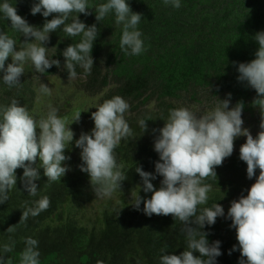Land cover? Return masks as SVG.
Listing matches in <instances>:
<instances>
[{"label":"clouds","instance_id":"1","mask_svg":"<svg viewBox=\"0 0 264 264\" xmlns=\"http://www.w3.org/2000/svg\"><path fill=\"white\" fill-rule=\"evenodd\" d=\"M163 3L176 9L181 7L180 0H163ZM90 10L92 8L88 0H38L33 4L31 14H41L45 18L40 28L30 26L7 0L0 4V13L10 21L12 29L24 37L20 50H17L15 41L7 34L0 33V71L4 72L3 82L9 88L20 85L25 61H30L35 71L41 74L54 65L60 68V61L50 59L47 56L49 49L44 45L50 42V34L61 27L68 37H82L79 43L71 44L62 53L65 58L63 69L68 73V80L76 78V66L82 68L85 75L90 74L94 64L91 54L99 30L95 24L88 26L79 18L80 14L91 15ZM94 11L99 23L109 13L115 14L116 25H122L120 48L126 55L135 56L146 51L141 39L142 33L138 30L142 15L133 12L127 0H107L96 6ZM50 16L54 18L48 20ZM70 19L71 22L67 23ZM32 38L34 41L29 42ZM254 39L259 45L256 59L239 64L238 80L246 82L257 93L253 107L260 111L261 131L256 138L248 129L243 128V102L230 109V93L226 99L219 100L214 110L199 117L188 108L172 109L165 126L154 130L159 131L154 144L159 154L155 175L137 166L135 171L142 182L131 183L128 189H124L126 176L123 171L126 163L114 149L121 145L122 140L132 136L133 132L124 118L130 105L122 97L105 100L91 114L94 129L90 134L81 133L75 141V147L81 149L80 171L74 168L68 174L70 169L62 165L71 159L65 155V150L69 149L75 134L67 125L66 118L59 117L58 109L49 106L47 117L37 121L25 106H19V102L14 99L10 106L0 109V205L8 202V194L17 184L16 170L22 168V182L29 195H38L39 184L44 180L45 184L57 185L70 198L52 208L49 207V198L41 196L34 207L22 211L20 223L25 222L30 215L36 217L48 209L52 210L48 220H59V229L63 228V220L77 228L93 229L100 222L103 224L106 219L119 218L132 208L139 210L143 204L141 221L144 214L149 217L155 215V229L163 230L166 223L178 225L174 234L182 231L185 236L186 244L180 247L182 250L179 255H163L161 264H216V258L222 255L221 242L210 244L207 239L209 233L203 229L206 225H215L218 217L225 227L221 232L225 242L236 233L241 252L239 264H264V32L257 33ZM9 57L13 62L5 69V61ZM39 92L50 96L52 89L42 83ZM80 118L81 113L77 112L74 122H79ZM138 123L145 133L148 129L146 120L140 119ZM241 136L247 137L246 143L240 148V159H232V162L238 167L247 166L248 179L255 177L259 169L256 182L247 191L246 197L242 196L238 202H232L226 218L220 217L224 216L222 205L227 200L212 208L205 207L198 214L197 206L205 204L208 195L214 191L204 181L208 177H217L216 167L222 166L224 160L233 154L234 141ZM36 163L39 167H33ZM40 168L43 171H39L42 170ZM228 173L232 178L231 171ZM157 176L163 178L161 185L154 181ZM241 178L243 175L232 179L243 182ZM141 185L142 188L139 187ZM135 187L139 189L138 193L133 190ZM116 191L122 201L126 193L132 192L133 197L131 208L122 210L119 216L106 212L90 228L72 215L74 208H83L95 197L111 198ZM141 193L143 196L148 194L149 198L145 199ZM179 221L183 227L179 226ZM139 225L144 226V222ZM15 227H9L7 232H13ZM135 235L139 237L137 233ZM25 245L20 254V264H41L38 241L29 237ZM12 250V246L4 245L5 253ZM236 250L235 246L232 250L227 247L224 255L229 256V260L238 261V254L231 255V251ZM0 264H10V260L0 256ZM97 264L103 262L98 261Z\"/></svg>","mask_w":264,"mask_h":264},{"label":"rangeland","instance_id":"2","mask_svg":"<svg viewBox=\"0 0 264 264\" xmlns=\"http://www.w3.org/2000/svg\"><path fill=\"white\" fill-rule=\"evenodd\" d=\"M106 2L107 0H88L92 14L88 16L80 14L79 17L86 25L95 24L99 30L91 54L94 60L92 68L98 64L101 73L96 88L86 87L88 78L79 66H76V78L68 80V73L63 69L65 58L62 53L71 44L79 43L82 37H68L62 31V27L51 33L50 42L44 45L49 49L47 56L60 61V68L54 65L46 73L41 74L35 71L30 61H25L24 74L20 77L21 84L9 88L4 83L0 88V109L10 106L14 99L22 107L21 100H24L27 102L30 115L37 121L47 117L49 106L58 109L59 117L66 118L67 125L75 134L69 149L65 150V155L71 157L62 165L70 169L66 174L72 172L74 168L80 171L81 149L75 147V141L80 138L81 133H91L95 127L91 114L116 90L122 94L127 93L123 97H126L130 107L125 113V120L136 124H139L140 119L146 120L148 132L152 131L151 148H154L156 137L159 135V131L154 130L162 129L169 118V116L163 118L161 115V109L168 111L166 99L173 101L175 109L188 108L199 117L214 110L219 105V100L226 99L230 93V109L243 102V128L248 129L253 138L257 137L261 131V114L258 108L253 107L257 93L246 82L238 80L240 63H230L224 56L226 51H232L234 47L246 50L249 47L252 51L249 57L256 59L255 53L259 45L254 37L257 33L264 32V20L256 19L263 10L258 13L256 10L264 6V0H180L179 9L165 6L163 0H127L132 11L142 15L138 30L142 33L141 39L146 51L135 56L126 55L120 48L122 25H116L114 13H109L100 23L96 21L95 7ZM143 10L146 12L142 13ZM19 12L21 15V11ZM21 17L26 20L24 14ZM34 17L31 26L42 28L45 18L41 14ZM47 19L50 20L49 17ZM70 22L71 19L67 23ZM253 27H257V30H253ZM238 30L240 32L236 33ZM4 34L12 38L16 49L20 50L24 42L22 34L14 31L11 26H7ZM203 40L207 43L206 47L201 44ZM33 41L34 38L29 40ZM97 49L99 54L96 52ZM195 52L197 54H194ZM192 55L200 60L206 58L204 81L190 73L191 68L188 65L191 59L185 56ZM220 60L225 63V69L222 70L227 71L223 80L219 79L223 74L215 73ZM12 62V58L9 57L5 61V69ZM181 63H185V66ZM3 75L4 72L0 71V79ZM102 81L109 86L100 85ZM42 83L52 89L50 96L39 92ZM129 95H133V105L131 100H128ZM77 112L81 113V118L79 122H74ZM156 118L158 120L153 121ZM246 140L247 137L241 136L234 141L233 154L226 158L222 165L231 171L233 179L243 175L246 179L245 188L249 191L256 182L260 170L257 169L256 176L248 179L247 166L238 167L232 162V159H240V148ZM139 187L142 188L143 185ZM133 190L138 193L139 189L135 187ZM231 191L235 192L233 188ZM235 193L223 203L224 216L220 217L221 219L227 217L232 202H238L242 197L241 194ZM132 200V192L126 193L122 201L121 195L116 191L111 198L95 197L83 208H74L72 215L81 224L89 225L91 228L95 225L96 219L102 218L106 212L117 217L122 210L130 209Z\"/></svg>","mask_w":264,"mask_h":264},{"label":"trees","instance_id":"3","mask_svg":"<svg viewBox=\"0 0 264 264\" xmlns=\"http://www.w3.org/2000/svg\"><path fill=\"white\" fill-rule=\"evenodd\" d=\"M4 2L5 0H0V4ZM7 2L16 7L18 15H20L19 11H21L20 16L24 14L27 23L30 26L32 25V18L35 17L31 14V8L38 0H7ZM261 10H263V13L256 17L258 20H264V6L260 10H256V13ZM144 12L146 10L142 11V13ZM52 18L54 16L49 17L50 20ZM7 26H11L10 21L4 18L3 13H0V33H4ZM253 30H257V27H253ZM239 32L240 30L236 31V33ZM201 44L206 47L207 43L203 40ZM249 49V47L247 50L234 47L232 51H226L224 58L229 59L230 63H250L253 61V57H249L252 53L251 49ZM96 52L99 54L98 49ZM194 54H197V52ZM185 57L191 59L188 65L191 68L190 73L195 75L196 78L199 77L200 81H204L206 76L204 71L207 65L205 63L206 58L204 57V60H200L193 57V55ZM192 60L195 62H192ZM181 64L185 66V63ZM224 65L225 63L220 60V64H217V71H215L216 74H223L220 76V80H223L227 75V71L222 70L223 68L225 69ZM81 70L84 72L83 69ZM100 74L97 64L91 69V73L87 75L88 82L86 87L96 88ZM3 84V80L0 79V88L3 87ZM100 85L109 86L105 81H102ZM124 94L127 93L122 94V92L119 93V90H116L114 94H110L105 100L120 96L126 101V97H123ZM132 96L129 95L128 99L131 100V105H133ZM21 102L22 107L25 106L27 108V102L24 100H21ZM172 103L173 101H167L166 99L165 104L168 107V111L161 109L163 118L168 117L170 110L175 109ZM157 120L156 118L153 121ZM127 123L132 129L133 135L122 140L121 145L114 149L126 163L123 171L126 176V181L123 182L124 189H128L131 183L142 182L141 177L135 171L137 166H141L143 171L155 175V164L159 161V154L154 148H151L153 139L150 132L152 131L148 132L147 130L144 133L139 124ZM152 124L156 127L154 122ZM240 163L245 164L244 161H240ZM33 167H39V164L37 165L36 163ZM39 171H43V169ZM215 171L217 173L216 178L208 177L204 181L205 184H210L214 191L210 196L207 194L208 199L205 204L197 206L198 214L205 207L212 208L217 203L222 204L223 201L229 200L235 192V195L241 194L243 197L248 195L245 188V179H243L244 176L241 178L243 180L242 184H239L240 181H234L228 173L229 170L224 169L223 165L216 167ZM23 172L22 168L16 170L17 184L10 190L8 202L0 205V256L10 260V264H20V254L26 247V238L29 237L38 241V247L41 252V264H97L98 261H102L103 264H161L163 255H179V251L182 250L180 247L186 244L182 231L174 234L178 225L166 223L163 230L155 229V215L149 217L146 214H144V218L142 217L143 220L141 221L143 204L140 205L139 210L132 208L119 218L106 219L103 224L100 222L93 229L77 228L64 220L63 228L59 229L61 225L59 220L57 222L48 220L52 212V210L47 211L48 209L42 211L36 217L30 215L25 222L20 223L22 211L28 207H34L35 202L42 197L47 196L49 198V207L52 206V208L62 205L66 199L70 198L57 185L45 184L44 180H41V184H39L38 195H29L25 191L22 182L23 174L21 173ZM162 179V177L157 176L154 181L161 185ZM231 188L234 189V193H232ZM228 193H231V195H227ZM140 195L145 199L149 198L148 194L143 196L141 193ZM141 222H144V226L139 225ZM220 222L218 217L215 225H206L203 229V231L209 233L207 239L210 244L215 241L221 242L220 251L222 255L216 258V264H239L241 252L239 251L236 233L225 242L221 233L225 227ZM12 226H16L15 230L11 233L7 232V229ZM179 226L183 227L180 221ZM193 226L195 227V225ZM135 233L139 237H136ZM4 245L12 246L13 250L5 253L3 251ZM234 246L237 250L231 251V255L238 254L240 256L238 261L229 260V256L224 255L225 248L229 247L232 250ZM196 255L199 257V253Z\"/></svg>","mask_w":264,"mask_h":264}]
</instances>
